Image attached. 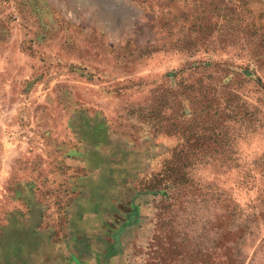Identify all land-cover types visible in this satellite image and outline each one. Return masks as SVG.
Here are the masks:
<instances>
[{
  "label": "rangeland",
  "instance_id": "374dc122",
  "mask_svg": "<svg viewBox=\"0 0 264 264\" xmlns=\"http://www.w3.org/2000/svg\"><path fill=\"white\" fill-rule=\"evenodd\" d=\"M0 264H264V0H0Z\"/></svg>",
  "mask_w": 264,
  "mask_h": 264
},
{
  "label": "trees",
  "instance_id": "16d2710c",
  "mask_svg": "<svg viewBox=\"0 0 264 264\" xmlns=\"http://www.w3.org/2000/svg\"><path fill=\"white\" fill-rule=\"evenodd\" d=\"M190 116L191 119L187 120V117ZM180 117V123L186 125L183 127L177 124L180 127L179 129L183 127L182 130H178V132L180 131L179 137L177 136L179 140L170 149L168 157L163 160L164 171L161 172L160 178L157 176L160 173H154L152 179L145 182V190L165 189L171 195L174 194V191L180 190L181 187L187 184L193 164L199 159L200 155H203L201 153L208 152V148L212 147L211 145H217L222 141V137L220 140H211V138L203 139L200 136L205 131V127L203 126L204 123L197 119L198 115L194 106L181 108ZM165 127V134L174 135L170 129L171 127L174 129L173 123L165 124ZM187 127H191V129H187ZM213 149L216 150V148Z\"/></svg>",
  "mask_w": 264,
  "mask_h": 264
}]
</instances>
